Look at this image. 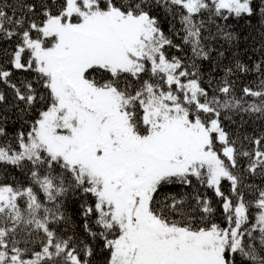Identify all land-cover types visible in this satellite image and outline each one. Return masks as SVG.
<instances>
[{"label":"snow or ice","instance_id":"obj_1","mask_svg":"<svg viewBox=\"0 0 264 264\" xmlns=\"http://www.w3.org/2000/svg\"><path fill=\"white\" fill-rule=\"evenodd\" d=\"M0 264H264V0H0Z\"/></svg>","mask_w":264,"mask_h":264}]
</instances>
